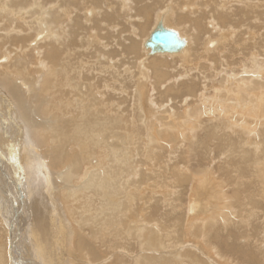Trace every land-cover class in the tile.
Listing matches in <instances>:
<instances>
[{
	"label": "bare ground",
	"instance_id": "1",
	"mask_svg": "<svg viewBox=\"0 0 264 264\" xmlns=\"http://www.w3.org/2000/svg\"><path fill=\"white\" fill-rule=\"evenodd\" d=\"M0 88L40 264H264V0H0Z\"/></svg>",
	"mask_w": 264,
	"mask_h": 264
},
{
	"label": "rangeland",
	"instance_id": "2",
	"mask_svg": "<svg viewBox=\"0 0 264 264\" xmlns=\"http://www.w3.org/2000/svg\"><path fill=\"white\" fill-rule=\"evenodd\" d=\"M183 1L185 2L187 0H183ZM161 5H162V2L161 3L159 2L156 6L158 7V9H161ZM156 6H155V9L157 8ZM154 10L150 12L149 17H151V18H150V21L148 19L147 26H146L145 30H147L150 26L149 24H152V22H153V14H155ZM119 25L120 26L119 27L117 26L118 28L116 30H121V31L123 30V32L127 31V29H126L127 25L125 24V22L123 20L122 21L120 20ZM114 26H116V24ZM169 26H171L172 28L177 30V28L175 27L176 25L172 26L169 24ZM125 36H127V35H125ZM0 102L2 105V106L0 105V168H1L0 169V198L2 199V201L4 202V205L7 208L6 218H7V220L8 219L10 220V221L9 220L8 221L11 225H13L12 228H14V230H15V232H13V234L15 236L12 238L11 232L8 228V241L10 243L8 245V248H9L8 251L11 252V250H12L11 245L13 243V246L15 245L14 246L15 250H14V252L12 251V253L15 256L14 257V264H40L41 261H39V259L38 260L35 259L36 255H32L30 249L28 250V248H30V247H28L30 240H26V239L24 240V238H26L25 234H24V232L27 230L26 224H28V225H29V223L31 224V214H30V211H31L30 202L31 201L30 200L33 198V197L28 198L27 195H28V192L31 190L35 193L38 192V187H39L38 184H39V180H40V175L38 173L36 166H31V164L29 163L30 162L29 159H31V158L28 156V153L31 154V156H34L33 153H36V152L32 151V144L31 143L28 144L29 146H27V148L28 147L29 148L26 149V152L24 154L16 152V150L14 149V147H15L14 143L15 142L13 139L15 138L14 133H16L14 128H16L15 125H17L16 120H15V118L17 116H15V118H14L13 116L9 115L11 113L8 111V108H7V111H4L6 104L12 103V98L3 91V93H0ZM113 103H116V102L113 101ZM11 110H13L12 106H11ZM5 113H6V115L4 116ZM9 124H10V126H9ZM10 140H13V141H10ZM11 144H13V145H11ZM30 149H31L32 153L30 152ZM15 154H16V156H15ZM43 164H44L43 161H41V165H43ZM42 167L44 169H46L44 165ZM46 172H47V170H46ZM46 172L44 171L42 173L46 174ZM28 189H29V191H28ZM187 189H190V186L188 187V186L184 185V186L179 187L177 189L178 190L176 193L177 195L175 194V195L169 196L168 193L162 192V189L156 188V190H155L156 194L153 195L152 193H147V196L148 195L153 196V201H155L154 203H156L157 205L159 203V202H157V200L159 201V199H162L165 197V199H167V200H170V199H171V201L173 200L172 202H175L176 204L180 203L179 205H181V208H183V206L187 202L188 196H190L192 194V191L187 190ZM179 190H180V192H179ZM178 193H181V194H178ZM178 195H180V197H182V198H180ZM183 197H185L186 199L185 198L183 199ZM59 202L60 201H58V203ZM159 205H160V203H159ZM167 209H168V207H167ZM167 209H165V210H167ZM181 212H183V211L180 210L177 212L178 213L177 215L178 216L180 215L179 219H174V218H176L175 217L176 215H173V216L168 215L167 220L169 222H167V225H168V223L170 225L173 222H176L178 220H179V224H181L180 220L183 219V215H181L182 214ZM172 219H174V220H172ZM25 220H27V221H25ZM179 224H178V226H179ZM179 227H177V228H179ZM27 232H29V231H27ZM28 241H29V243H28ZM185 248L188 249L190 247L187 246ZM90 253L91 252H89V254ZM140 254H141V251H137L134 253L133 257L136 258ZM9 259H10L9 264H13L10 256H9Z\"/></svg>",
	"mask_w": 264,
	"mask_h": 264
},
{
	"label": "water",
	"instance_id": "3",
	"mask_svg": "<svg viewBox=\"0 0 264 264\" xmlns=\"http://www.w3.org/2000/svg\"><path fill=\"white\" fill-rule=\"evenodd\" d=\"M147 47L151 51H173L175 48H178L180 45L176 35L170 31L164 30L160 26H157L156 29L150 35L149 40H147Z\"/></svg>",
	"mask_w": 264,
	"mask_h": 264
}]
</instances>
